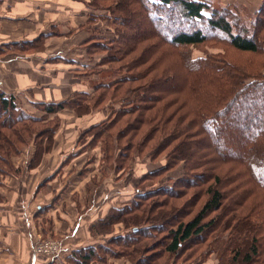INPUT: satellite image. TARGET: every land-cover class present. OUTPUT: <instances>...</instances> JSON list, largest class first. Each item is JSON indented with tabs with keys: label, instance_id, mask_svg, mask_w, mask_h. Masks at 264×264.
I'll return each instance as SVG.
<instances>
[{
	"label": "trees",
	"instance_id": "obj_1",
	"mask_svg": "<svg viewBox=\"0 0 264 264\" xmlns=\"http://www.w3.org/2000/svg\"><path fill=\"white\" fill-rule=\"evenodd\" d=\"M105 1L110 0H90L89 7L94 10H103L96 7H98L99 2ZM114 1L115 7L105 9L104 17L109 23L111 31L112 29L114 30L115 35H113L112 39L101 38L90 53L106 52L117 47L112 50L113 53H109V55L106 53L102 59V63L110 66L116 64V67L112 65V67L107 69V81L96 86V91L92 98L87 99L85 94H83L75 97L72 101L73 104L65 102L53 106L47 105L44 107L46 114L56 113L64 107H70L76 113L84 114L90 110H98L106 106L105 108H108L109 112L107 120L83 131L82 135H91L94 138L96 136L98 141H102L103 151L101 152L103 159L111 162L116 157L117 165L115 168L117 170H123V167L119 165L120 160L122 165L128 166L133 160L132 154L144 149H148L146 152H148L151 160H154L160 154H164L168 158V163L154 172L145 173L146 175L143 176L144 180H148L153 175H158L165 167L166 169L170 168L173 165L170 161L171 158L183 159L180 156L181 150L185 149L188 139L195 138L198 135V133L191 132L193 127L198 126L201 130L199 134L202 140L209 142V150L212 155L209 152V154L207 152L206 154L203 153L200 158L198 157V161L202 160L203 163L195 166L196 163L190 169L213 164L214 161L217 162L219 160V156L224 163L240 166L246 171L255 186L264 191V75L259 72L258 74H253L250 71L242 70L234 66L233 63L224 64L211 56L191 59L188 53L182 51V47L197 46L205 43L212 35L214 39L215 37L219 38L216 41H227L230 47L236 51L253 54L260 52L264 55V16H255V18L260 19L253 20L251 27L242 26L238 30L235 27L237 20L232 19V21L229 19V16L236 18L238 14L231 13L227 11L229 9L225 10V8L212 10L203 1L157 0L150 2L149 0H139L144 10V17L140 16L142 18L140 21L146 20L150 23V36L158 38L161 43L172 50H176V60L181 69L178 68L184 72L181 77L177 76L175 74L176 64H174L171 65L168 74L162 72V75H158L155 63L148 62L151 60V58H148V52L149 56H154L156 44L146 47L143 51L140 49L139 55L135 54L131 59H127L140 48L138 46H141L142 42L149 40L143 34L139 35L138 33L133 35L131 40H123L129 32L134 30V26L124 22L122 17L116 15V12H119L117 7L123 4L130 5L135 0ZM169 8L177 10L176 15L182 23L198 24L205 22L207 25L205 32L195 27L191 31L184 32L179 30L171 34L169 32L170 23L171 26L175 25L172 22H166L162 18L163 16L158 15V13L162 12L169 13ZM208 11H210V15L206 14ZM261 11L259 10L258 13ZM134 14L137 13L132 11L128 13L133 20L135 18ZM259 22H262V25L257 31L256 26ZM122 28H124L123 31H120ZM249 28H252V30L250 31ZM119 41L120 43H118ZM117 43L118 46H116ZM108 45L111 49H107ZM174 79L177 81L182 79L180 87L167 86ZM161 81L167 82L166 87H163L164 91L158 90V87L162 84ZM136 82L137 84L138 82L144 83L136 85V87L130 85ZM186 94L190 99L196 101V105H193L194 109L192 110L191 108L190 110L193 117H190L191 114L188 112L180 114L181 109L184 108L182 105L184 102L181 99H185ZM173 106L178 107L173 108ZM8 107L13 110L12 103L0 96V175H8L14 172L10 160L12 156L22 152L21 148L26 143L25 138L31 136L33 128H37L35 130L34 143L38 144L39 147L42 146L43 140L41 139L48 138L49 135L52 136L55 130L52 128L55 127L54 124H50V127L46 126L48 129L43 127L39 129L38 127L43 123L36 119L22 117L21 114H16L17 116L3 114L2 111H7ZM125 119L127 121L121 129H118L116 135L123 137L131 135L132 142L129 141L126 143L125 148L120 150L119 147L117 152H115L111 142L116 137L112 129L120 122L123 123ZM38 124L40 125L37 126ZM49 128L52 129V134ZM133 141L136 142L133 143ZM39 151L41 152L42 150L40 149ZM190 157H192L191 154ZM213 157L214 161L212 162ZM213 168L209 169L213 170ZM209 169L204 170L209 172ZM203 174H197L196 179L201 182L204 178ZM186 179L183 178L177 182L178 185L173 186L174 190H171V188L166 189L167 194L164 196L168 199L180 198L185 195L184 190L198 186V182L188 185L186 182L189 181ZM214 180L216 183L213 182V184L209 185L203 193L207 196V199L203 203L202 208L189 220H178L175 224H172L170 220L177 218V216L180 217L183 210L178 208L171 215L166 214L167 206H169L168 200L152 201L149 204L146 210L147 215L155 212V214L162 217L159 218L160 220L165 221L166 225L169 224L171 227L167 232L168 237L162 250V256L164 254L181 255L184 250L183 247L192 239L202 237L213 228L215 230L221 224L225 225L228 220H232L233 213L236 209H239L238 206L244 205L245 199L241 197L234 201L237 203H231L230 201L227 203V196L218 188L220 185L219 177H214ZM146 193L148 194L149 192ZM148 199L149 195L141 196V200L135 201L131 207L111 212L113 214L111 215L112 217H117L114 222L123 221V216L133 211L138 213L141 211L143 213L144 211L140 208L148 202ZM225 201L226 204L224 203ZM232 204H234L236 209L232 207ZM160 206L162 209H159L161 208ZM172 206L173 204L171 203L169 207L171 208ZM224 209V216L219 213V216L210 217L207 222L204 221L208 214L218 213ZM149 217L147 221L152 220ZM244 217L246 218V216ZM128 219L131 221L138 220L139 215H131ZM136 224L131 222L126 225L131 226L132 234L129 236L130 241L122 244L128 247V245L134 244L138 240V245L137 247L134 246L135 248L133 247V252L138 254L146 253L150 245L142 244L143 247H139L142 243L141 240L152 237V229H159L161 226L160 224L146 223L136 226ZM174 225L176 227L172 229ZM246 227V229L243 228L242 232L238 230L231 232L232 236L237 238V242H233V239L230 240L233 237L229 239L230 241L228 240V250H225L224 253H233L229 257L228 264H234L238 260H241L244 264H264V259H260L261 248L260 244H258V238L253 236L251 239L248 237L240 239V237H237L241 233L250 234L251 230L256 228L251 223H246ZM139 237L140 239H138ZM113 241L115 244L119 243L117 240ZM241 246H247L243 255L241 254ZM102 248H104L103 245L97 247V249ZM187 249L192 250L189 247ZM133 252L130 254L132 255ZM196 254L194 251L187 254L185 260L194 257ZM95 257H99V253L97 254L93 247L80 249L72 253L70 262L73 264H88ZM149 257H141L138 261H144V263L140 262L139 264H150L153 259H159L161 254L157 257L153 256L150 261H147Z\"/></svg>",
	"mask_w": 264,
	"mask_h": 264
},
{
	"label": "crops",
	"instance_id": "obj_2",
	"mask_svg": "<svg viewBox=\"0 0 264 264\" xmlns=\"http://www.w3.org/2000/svg\"><path fill=\"white\" fill-rule=\"evenodd\" d=\"M89 1L0 0V96L13 108L2 113L55 126L39 155L37 148L30 154L22 149L10 160L14 172L0 175V264H71L73 249H95L120 236L117 226L103 238L89 228L118 205L100 211L94 199V216L88 214L94 186L87 185V175L98 182V175L104 178L107 172L99 168L103 154L98 145L78 144L80 132L107 120L108 108L84 114L70 107L44 111L47 105L73 104L83 94L90 99L108 79L104 55L90 52L101 38L112 39L113 32L105 13L91 9ZM263 1L219 0L221 8L241 5L248 15L257 13ZM114 172L119 179L120 170ZM92 236L100 241L85 242ZM50 238L67 239L72 247L65 245L54 259L32 253L36 240Z\"/></svg>",
	"mask_w": 264,
	"mask_h": 264
},
{
	"label": "rangeland",
	"instance_id": "obj_3",
	"mask_svg": "<svg viewBox=\"0 0 264 264\" xmlns=\"http://www.w3.org/2000/svg\"><path fill=\"white\" fill-rule=\"evenodd\" d=\"M149 1L155 2L157 0H149ZM197 1H203L207 3L209 5V8L212 10L221 9L219 0H197ZM114 4H115L114 0L99 2V5H97L98 7L96 8L103 9L101 11L105 12L104 11L105 9L115 7ZM224 8L225 10L229 9L227 11H230L231 13L234 12L238 14L236 18H233V16L232 17L229 16L230 20L232 19L237 20L235 27L238 30L242 26L251 27L253 25L252 24L253 20L260 19V18H255V16L256 17L264 16V1L260 8V10L262 11L260 13L257 12L253 15L246 14L244 10L245 8L241 5L236 6L235 4L234 5L231 4ZM169 9H170L168 10L169 13L162 12V13H158V15L163 16L162 18L166 20V22H172V24L175 25V26H171V23H170L169 32L171 34L176 33V31H179V30L184 31V32L191 31L192 28H195V27L196 29H202V31L205 32L204 30H206V26H207L205 22L198 23V24H191L188 22L182 23L181 20L176 15L177 10L171 9V8ZM117 11L119 12H116V15L122 17L124 19V22L130 23L132 24V26H134V30L132 32H129L126 38L123 39L124 41L131 40L133 35H135L136 33H138L139 35L143 34L146 38L149 39V40H145L144 42H142L141 46H138L140 48H138V50L134 52V54L128 57L127 59H131L132 57H134L135 54L139 55L140 49L141 51H143V49H145L146 47L152 44H156L155 45L156 52L154 56L152 55H151L152 57L149 56V52H148V58H151V60L148 62L155 63L157 74L159 73L158 75H162L161 74L162 72H165L166 74H168L171 65L176 64L175 74L181 77L182 73L184 72L183 70H180L181 68L179 66L178 61L176 60V50H172L165 44L161 43L158 40V38L150 36L151 35L149 33V31L151 30L150 23L146 20H144L143 22L140 21V19H142L140 16L144 17V10H143L142 5L139 3V0H135V2L130 5H127V4L119 5V7H117ZM130 11L137 13V14H134V17H135L134 20L131 19L128 15ZM209 12L210 11L206 12V14L210 15ZM261 25H262V22L261 23L259 22V24H257L256 26L257 31H259V29L261 28ZM123 29L124 28L120 29V31H123ZM249 29L250 31L252 30V28H249ZM112 32L113 33L111 37L115 35V32L113 29H112ZM216 39H219V38L215 37L214 39V37L210 35L209 39L205 43L201 45H197V46L182 47V51L188 53L191 59L205 58L207 56H211L215 60L220 61L224 64L233 63L234 66L241 68L242 70L250 71L253 74H258L259 72L260 74L264 75V55L262 53L259 52V53L253 54V53H248V52H239V51L232 49L230 45L227 43V41H222V40L216 41ZM118 43H120V41ZM118 43L116 44V46H118ZM108 48L111 49L109 45L107 49ZM114 48H117V47H114ZM114 48H112V50ZM112 50H107L106 52H101L100 54L105 55L107 53L109 55V53H113ZM112 65L116 67V64H112ZM112 65L110 66L109 64H107L106 66L107 69H109V67H112ZM146 65H149V64H146ZM163 81H161L162 84H160V86L158 87V90L160 89L161 91H164L163 87L167 84V82L164 83ZM180 81L182 83V79H179L178 81L174 79V81L172 80V83H170L169 85L167 84V86H170V87L179 86L180 87L181 86ZM141 83H144V82H138V84L136 82L130 85L132 87H136V85L138 86ZM181 101L184 102L182 104L184 108L181 109L180 114L182 113L184 114L185 112L186 113L188 112L191 114L190 117H193L190 110L191 108L192 110L194 109V106L196 105V101L194 99H190L187 94H186V98L185 99L182 98ZM176 107L178 106H173V108H176ZM126 121H127L126 119L123 120V123L120 122L114 129H112V132L114 133L116 137V138H113L111 142L112 148H114L113 151L115 152H117V149L119 147H120V150L125 148L126 143H128L129 141L132 142L131 135L124 136V137L120 135L119 136L116 135V133L118 132V129H121L124 126V123ZM39 125L40 124H38L37 126ZM46 126L50 127V124L45 125V123H43L38 128L40 129L43 127L44 129H48V127ZM52 128L55 129V127H52ZM36 129H37L36 127L33 128L32 132L34 134L32 133L31 136L29 137L27 136V138H25V142H26L25 146L21 149H24L26 154L27 153L30 154L32 151V148L34 147V148H37V150L35 151L36 155H39L40 151L38 150V148L42 150L43 146H48L42 143V146L39 147L38 144L34 143ZM49 129L52 134V129L51 128ZM82 132L79 133V140H78L79 145H82L85 142H88L87 144L88 146H86L85 148L89 146L93 147V146L98 145L99 146L98 151L99 150L100 152L103 151L102 141H98V138L96 136L95 138L91 135L83 136ZM191 132L198 133V135L195 138L188 139V141L186 142L185 149L181 150V154H180L181 158L183 159L178 160V159L171 158L170 161H171V164L173 165L170 168L166 169L165 167V169L162 172L158 173V175L151 176L148 180H144L143 178V176L146 175L145 173L154 172L162 168L163 166H165L166 163H168V158H166L164 154H160L157 157H155L154 160H151L150 159L151 157L148 156V152H146L148 149H144L134 154L131 153L133 155L132 156L133 160L132 162L128 164V166H126L125 164L122 165V161L121 160L119 161V165L123 167V170H120L119 172V179H117L118 176H116L117 174L114 172V168L117 165V162L115 161L116 157H114L111 162H107L103 159V156H102L103 164L100 163L101 166L99 165V168L101 171L104 170L105 172H107V175L104 178H101V176L98 175V178L100 177V180L98 179V182H97V179L93 180L91 178V173L87 175L88 177L87 185L94 186L93 192L90 194L91 195L90 196L91 199L89 200L90 203L87 206V210H89L88 214H90V216L92 217L94 216V212H95L93 207H91L92 200L94 199L95 200H94L93 205L100 204L102 206V209L100 211H103V210L107 211L109 205L111 204L118 205L117 206L118 208L116 210H121L123 208H127V207L129 208V206L131 207L135 203V201H140L141 196L149 195L148 202L143 207L140 208L141 210L144 211L143 213H141V211L140 213H138L137 211H133L130 214L123 216L124 218L121 217L123 221L114 222V220H116L117 217L114 218L111 216L113 215L111 212L115 210V207H112L113 208L112 210L109 209L107 211L106 213L107 217L105 218L104 221L98 220L96 223H94V225H91L90 227L86 224L87 228L88 227L91 228L93 235L95 234L99 235L101 233L103 235L101 236L102 238L106 236L105 233H107L108 230H114L116 226H117L116 227L117 229L121 228L120 236H116V238L112 240L110 239V241L107 240L108 242L106 241V243L103 244L104 248L102 249H97V247L95 248L97 254L99 253V257L97 258L95 257V259L90 260L88 264H139L140 262L144 263V261H138L141 257L150 256L151 258L149 257L147 260V261H150L153 258V256L157 257L159 256V254H161V257L159 259L158 258L156 260L153 259L150 262L151 263L155 262L154 264H228L229 257H231L233 253L231 252L224 253V251L228 250V246H229L228 243L230 240L233 239L234 240L233 242H237V238L235 236H232L233 235L232 231L238 230L239 232H242L243 228L245 229L247 228L246 223L254 224L256 228L252 229L250 234L241 233L237 237H240V239L242 238L245 239L246 237L251 239V237L253 236L257 237L258 244H260V248H261L260 259H264V191L258 189L255 186V184L249 178V175H247L246 171H244L240 166H235L232 163H224V161H222L219 156H218L219 160L217 162L214 161V157H213V160H212V162L214 161L213 164H208L207 166L203 165V167L201 166V167H196L195 169H190L191 166L194 167L196 163L197 164L195 166H197L200 163H203L202 160L198 161L199 158L203 155V153L206 154V152L207 153L209 152L211 154L209 150L210 149L209 142L203 141L199 134L201 133L200 128L198 126H195L193 127ZM88 138H91V141L88 140ZM41 140H43V142L45 141L46 144H49V142L51 141V135H49L48 138H43ZM134 142L136 141H133V143ZM190 154L192 155V157H190ZM106 166H110V167H106ZM212 167H214L213 170H210L209 168H212ZM204 169H209V172ZM200 173H204L203 174L204 178L203 180H201V182L198 179H196L197 178L196 175ZM216 176H218L220 179V185L218 188L221 192H223L225 196H227V203L228 201L233 203L237 198L241 197L245 199L244 205L238 206L239 209H236L234 208V204H232V207L236 209L232 215V218H231L232 220H228L225 225L223 224L219 225L215 230L212 227L213 229L211 231H209L208 233H206L205 235H203L202 237L198 239H192L186 246L183 247L184 250L181 255L173 256L172 254H164L162 256V250L166 244V241H167L166 239L168 237L167 232L171 227L169 224L166 225L167 223H165V221L160 220L159 218L161 216H159L158 214H155V212L153 213L151 212L150 215H147L146 210L149 204L152 203V201H167L168 200L167 202H169V206L171 203L173 204V206L171 208L167 206L168 210H166V214L171 215L178 208H182L183 210V213L181 214L180 217L177 216V218H173L172 220H170L172 224H175L178 220H184V221L189 220L193 218L195 214L202 208L203 203L207 199V196L203 193L205 192V189L209 185L213 184V182L216 183V181L214 180V177ZM183 178H187L186 180H188L189 182H186V183H188V185H193L198 182V186L184 190L183 192L185 193V195H183L180 198L168 199L167 197H165L164 195L167 194L166 189L171 188V190H174L173 186H177L178 185L177 182L181 181ZM180 184L182 183L180 182ZM146 192H149V193L147 194ZM130 200H132L131 204L125 205L123 206V208H121V205L129 203ZM105 203H106V206H104ZM224 203L226 204V201ZM234 203H237V202H234ZM159 209H162V207ZM219 213H221L224 216L225 209L222 210L221 212L219 211L218 213L208 214L204 221L207 222L210 217L213 218L217 215L219 216ZM241 213H243V215L246 216V218L243 215H241ZM131 215H136V216L139 215V219L131 221L130 219H128V217ZM148 217L151 218L152 220L147 221ZM102 222H105V223H102ZM131 222H133L134 224L138 223L136 224V226H139L145 223L146 224H160L161 226V228L159 229L158 228L152 229L153 231L152 237L148 239L144 238L143 240H141L142 243L140 244L139 247H143L142 244L150 245V248H148V251H146V253L138 254V253L133 252V249L135 248L134 246L137 247L138 245V240L134 244L128 245V247L123 246L122 244L123 242L130 241L129 236H131L132 234L130 230L131 226H126V225L130 224ZM241 223H244V224H241ZM174 227L176 226L174 225L172 229H174ZM113 232H112V235H114L115 233H118L119 231L114 232V233ZM92 237L93 238L91 239V241H85V242L96 243L100 241V240H97L96 236H92ZM138 239H140V237ZM40 240H44V239L36 240L33 243V245H31V251L33 249V246ZM50 240L60 242L61 252L64 250L66 246L72 247V244L66 242L67 239L65 240L63 238L61 239L50 238ZM113 240H117L119 241V243L115 244ZM103 242H100V243H103ZM239 244L241 243L239 242ZM231 245H233V243H231ZM188 247L191 248L192 250L191 251L188 250L187 249ZM246 247L247 246L245 247L241 246L242 255L246 251ZM79 249H82V248H79ZM73 250H78V249H73ZM193 251L196 252L197 254L194 257H191L190 259L185 260L186 255L190 254ZM61 252L59 256L61 255ZM132 252L133 254L131 255L130 253ZM32 253L34 252L32 251ZM234 264H244V263H242L241 260H238Z\"/></svg>",
	"mask_w": 264,
	"mask_h": 264
},
{
	"label": "built area",
	"instance_id": "obj_4",
	"mask_svg": "<svg viewBox=\"0 0 264 264\" xmlns=\"http://www.w3.org/2000/svg\"><path fill=\"white\" fill-rule=\"evenodd\" d=\"M61 247L59 241H51L50 239H44L37 242L32 251L34 254L45 255L49 258H56L59 256Z\"/></svg>",
	"mask_w": 264,
	"mask_h": 264
}]
</instances>
